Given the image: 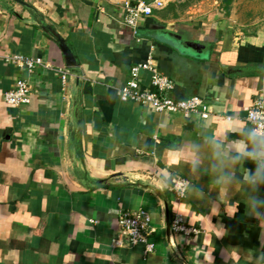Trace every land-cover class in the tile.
I'll use <instances>...</instances> for the list:
<instances>
[{"label": "crops", "instance_id": "0c3cea01", "mask_svg": "<svg viewBox=\"0 0 264 264\" xmlns=\"http://www.w3.org/2000/svg\"><path fill=\"white\" fill-rule=\"evenodd\" d=\"M124 1L0 0V264H247L264 251V219L247 214L239 193L224 199L201 176L205 200L174 198L188 172L169 151L202 127L222 130L227 115L247 124L264 97V14L240 20L200 0L174 15L165 9L173 0H163L133 28L122 21ZM11 53L50 67L27 73L4 60ZM148 56L173 81L167 94L201 97L206 118L119 99L131 65ZM56 68L70 73L64 85ZM16 77L30 86L25 105L3 98ZM140 77L148 85L149 73ZM161 173L167 189L157 185ZM138 209L151 215L149 252L113 242L122 211ZM166 209L169 223L179 212L199 232L167 231Z\"/></svg>", "mask_w": 264, "mask_h": 264}, {"label": "clouds", "instance_id": "9594fccd", "mask_svg": "<svg viewBox=\"0 0 264 264\" xmlns=\"http://www.w3.org/2000/svg\"><path fill=\"white\" fill-rule=\"evenodd\" d=\"M235 114L224 117L225 126L220 131L200 129L199 135L169 146L187 168V178L182 179L176 189L180 198L205 200L206 193L198 186L201 176L209 179V188L226 195L239 193L246 205L247 214L264 219V115L251 113L247 124L240 126ZM251 162L250 171L243 167ZM161 189L169 187V178L164 174L156 177ZM247 264H264V251L253 258L249 255Z\"/></svg>", "mask_w": 264, "mask_h": 264}, {"label": "built area", "instance_id": "2783aa9c", "mask_svg": "<svg viewBox=\"0 0 264 264\" xmlns=\"http://www.w3.org/2000/svg\"><path fill=\"white\" fill-rule=\"evenodd\" d=\"M163 0H125L122 3V21L129 27H135L140 18L151 15L154 9H160ZM4 60L12 65L22 68L27 73H32L38 67L48 68L50 65L40 57L11 53L3 56ZM59 75L62 85L70 74L63 68L54 69ZM141 71L149 73L148 85L141 82ZM155 88V89H152ZM173 88V81L158 71L150 56L141 63L131 65L125 83L119 87L117 94L121 101H133L144 106H150L159 112L178 113L185 119L193 116L206 118L210 113L207 103L199 96L194 95L186 99H174L167 93ZM30 86L26 79L16 77L13 86L4 93V101L13 106L25 105L30 100ZM264 115V97L256 98L248 108L245 120L251 113ZM248 122V121H247ZM183 178H177L173 184L174 198L180 200L176 189L179 188ZM119 232L113 240L117 246L125 243L131 246L142 244L146 252L153 250V243L149 236L154 232L151 215L147 210L122 211L118 219ZM170 229L185 237L197 234L199 230L187 224L182 213L175 212L170 220Z\"/></svg>", "mask_w": 264, "mask_h": 264}, {"label": "rangeland", "instance_id": "374dc122", "mask_svg": "<svg viewBox=\"0 0 264 264\" xmlns=\"http://www.w3.org/2000/svg\"><path fill=\"white\" fill-rule=\"evenodd\" d=\"M173 1L180 2L182 0H173ZM210 1H216L217 2L215 4L216 5L215 10L217 12L221 13L222 11H220V9H219L220 8V5H219L220 0H210ZM186 9H184V10H186ZM183 12L184 11H182V13ZM229 12L233 13L240 20H245L246 18L251 17V16H253V14H256V13H263L264 14V0H234L232 5H231Z\"/></svg>", "mask_w": 264, "mask_h": 264}, {"label": "trees", "instance_id": "16d2710c", "mask_svg": "<svg viewBox=\"0 0 264 264\" xmlns=\"http://www.w3.org/2000/svg\"><path fill=\"white\" fill-rule=\"evenodd\" d=\"M146 2L152 1V0H144ZM200 0H182L180 2H176V1H169L166 6L165 9L167 11H171L174 15H176V11H183L184 9L188 8L189 6H191L192 4L198 2ZM234 0H220L219 1V5L221 10L228 15L231 5L233 3Z\"/></svg>", "mask_w": 264, "mask_h": 264}, {"label": "water", "instance_id": "95a60500", "mask_svg": "<svg viewBox=\"0 0 264 264\" xmlns=\"http://www.w3.org/2000/svg\"><path fill=\"white\" fill-rule=\"evenodd\" d=\"M57 39H58V45H59V47L63 53L65 64L68 67H74L76 65V59H75L71 49L69 48V46L65 43V41L63 39H61V38H57ZM165 223H166V230L168 231L169 227H170L169 217H168V209H166V212H165Z\"/></svg>", "mask_w": 264, "mask_h": 264}]
</instances>
